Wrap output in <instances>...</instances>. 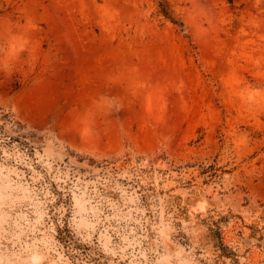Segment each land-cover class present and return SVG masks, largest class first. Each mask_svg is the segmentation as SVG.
I'll list each match as a JSON object with an SVG mask.
<instances>
[{
  "label": "rangeland",
  "instance_id": "rangeland-1",
  "mask_svg": "<svg viewBox=\"0 0 264 264\" xmlns=\"http://www.w3.org/2000/svg\"><path fill=\"white\" fill-rule=\"evenodd\" d=\"M0 0V264H264V0Z\"/></svg>",
  "mask_w": 264,
  "mask_h": 264
},
{
  "label": "trees",
  "instance_id": "trees-1",
  "mask_svg": "<svg viewBox=\"0 0 264 264\" xmlns=\"http://www.w3.org/2000/svg\"><path fill=\"white\" fill-rule=\"evenodd\" d=\"M159 5V13H161L165 18L173 19L172 11L170 10L167 0H155Z\"/></svg>",
  "mask_w": 264,
  "mask_h": 264
}]
</instances>
